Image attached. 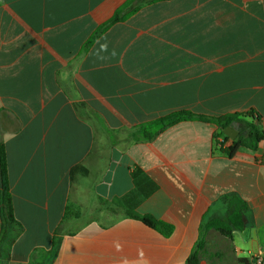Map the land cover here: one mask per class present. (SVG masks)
Returning <instances> with one entry per match:
<instances>
[{
  "label": "crops",
  "instance_id": "1",
  "mask_svg": "<svg viewBox=\"0 0 264 264\" xmlns=\"http://www.w3.org/2000/svg\"><path fill=\"white\" fill-rule=\"evenodd\" d=\"M142 1L0 0V143L23 229L0 217V264H187L227 197L248 226L208 231L201 264L264 258V140L229 157L210 123L134 137L182 110L254 108L264 132V0L145 4L83 51Z\"/></svg>",
  "mask_w": 264,
  "mask_h": 264
},
{
  "label": "trees",
  "instance_id": "2",
  "mask_svg": "<svg viewBox=\"0 0 264 264\" xmlns=\"http://www.w3.org/2000/svg\"><path fill=\"white\" fill-rule=\"evenodd\" d=\"M135 0H130L133 3ZM168 0H143L138 6L134 7L129 13L123 14V9L118 10L115 15L106 23L100 25L88 38L83 45V51L91 47L110 27L117 22L127 19L130 15L141 9L142 5L151 4ZM182 121H200L210 123L216 127L214 139L217 149L223 151L227 156L233 157L239 151H255L260 143L264 140V132L261 128L262 117L256 109L250 108L242 112H230L220 116L197 114L192 111L182 110L169 114L157 121L151 122L145 126L141 135H135V139L151 140L155 138L166 127L174 125ZM150 126L149 129L147 127ZM226 127H233L239 133L235 140H231L225 135ZM230 141V145L226 143ZM0 169L1 183L0 190V217L11 225L14 231L19 235L22 232V226L19 224L13 214L12 197L9 191V179L7 169V158L3 143H0ZM229 210L225 217L215 216L207 220L200 226L199 238L195 245V249L187 264H201L200 253L206 244V235L208 231L214 229L222 236L232 239L235 231H244L247 226V218L245 215L246 204L240 199L228 198ZM142 221L151 228H154L164 235H170L173 227L151 215L142 217Z\"/></svg>",
  "mask_w": 264,
  "mask_h": 264
},
{
  "label": "water",
  "instance_id": "3",
  "mask_svg": "<svg viewBox=\"0 0 264 264\" xmlns=\"http://www.w3.org/2000/svg\"><path fill=\"white\" fill-rule=\"evenodd\" d=\"M224 133L230 139L235 140L237 138L239 132L233 127H226L224 130Z\"/></svg>",
  "mask_w": 264,
  "mask_h": 264
},
{
  "label": "rangeland",
  "instance_id": "4",
  "mask_svg": "<svg viewBox=\"0 0 264 264\" xmlns=\"http://www.w3.org/2000/svg\"><path fill=\"white\" fill-rule=\"evenodd\" d=\"M13 236V233L10 232L9 238L11 239V237ZM224 253V248L222 249V251ZM217 262H214L212 264H226V262H228V260H226L225 255L223 254L222 256L217 257ZM208 263H210V261H207Z\"/></svg>",
  "mask_w": 264,
  "mask_h": 264
},
{
  "label": "built area",
  "instance_id": "5",
  "mask_svg": "<svg viewBox=\"0 0 264 264\" xmlns=\"http://www.w3.org/2000/svg\"><path fill=\"white\" fill-rule=\"evenodd\" d=\"M255 264H264V258H258V259H255L254 261Z\"/></svg>",
  "mask_w": 264,
  "mask_h": 264
}]
</instances>
